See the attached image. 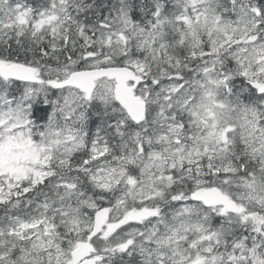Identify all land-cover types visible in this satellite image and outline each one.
Instances as JSON below:
<instances>
[{"label": "snow or ice", "instance_id": "snow-or-ice-1", "mask_svg": "<svg viewBox=\"0 0 264 264\" xmlns=\"http://www.w3.org/2000/svg\"><path fill=\"white\" fill-rule=\"evenodd\" d=\"M0 264H264V0H0Z\"/></svg>", "mask_w": 264, "mask_h": 264}]
</instances>
